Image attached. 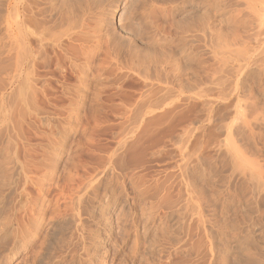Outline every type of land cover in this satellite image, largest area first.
<instances>
[{
	"label": "rangeland",
	"instance_id": "1",
	"mask_svg": "<svg viewBox=\"0 0 264 264\" xmlns=\"http://www.w3.org/2000/svg\"><path fill=\"white\" fill-rule=\"evenodd\" d=\"M130 1L131 0H117L116 1L117 3L115 4L114 3H111L112 5L108 4L109 5V6L107 5L108 8L107 6L105 8H102L103 14L101 15L99 14V12L100 13L102 12V9L99 12L98 10L97 12H95L97 15L94 13L95 18L97 19H100V17L103 16L102 18L104 19V23H106L103 24V26L105 27V29L109 28V30L111 31L108 30V34L109 32H111L110 34H112L113 36L112 37L109 34L110 37L106 38V36H108V34L106 35L107 29L106 30L103 29L102 34H104L105 32V36L103 35L104 37L102 39L104 41L105 38L106 39L110 38L108 40L110 44L107 45L108 42L106 41L107 42L106 43L107 47H106L105 44L102 43L103 41L101 40L102 48H104L105 46L106 47L105 49L108 48L109 50L110 49L109 46L111 45L112 49H110V51L112 50L111 54L114 55L116 54V52L113 51L114 47L117 46L119 42H123L122 44L119 43L122 45V48L121 45H118V47H116L118 49L120 46L119 49H122L121 51L115 48L117 53L118 51L120 52V55H125V53L127 55L129 54L128 51H131V53H133L136 50L137 51L142 50L140 52L142 54L146 50V48L142 45H146V47L149 48V44L150 45L152 44L150 40L154 37V40H156L154 45L157 46L156 43L160 41L161 39L160 37L163 35L162 33H166V32H167V34H165L166 37H163L161 39V42L162 40H164V38L167 41L170 38L172 39L176 35L178 36L177 37L178 40L176 38L175 39L173 38L171 41L173 42L172 44H170V41L166 42L167 44L169 43L168 45L166 43H162V47L169 48L168 46L170 45L171 46L170 48H173V45H175V47L180 46L177 48L174 47L175 49L178 50V48L179 49L181 48L183 39H179V38H182L184 33L181 34L182 36L180 37L179 36L180 34L179 33L176 34L175 32V35L173 36L172 32H174V29L173 28L171 29V27L170 29L169 27L168 29L167 27H165L164 29H167L165 30V32L163 29V31H159L158 33V31L156 32L155 30L156 29L158 30L159 28L158 26L160 24H158L157 26L155 23H159V21L157 22L153 21L156 18H154L152 15V17L154 18L152 19L148 15L150 13L148 12L150 11L149 9L151 8L153 10L154 8L151 2L149 1L152 2L155 1L156 3L154 2L155 3L154 5L160 6L163 5L161 0L160 1L147 0L148 2H146L145 0H141L142 2L140 3L143 4L141 6L139 3V5L136 6V7L139 6L138 8L135 7L134 3L137 4L139 0L138 1L136 0L137 2H135V0H132L134 1V2L131 1L133 3L131 4L132 7L130 4H128L131 3ZM169 1H171L170 6H168L169 5L168 3V4H164L159 8L161 9L162 7H165L161 9L163 12H165L166 14H171V16L173 14L172 18L174 19L171 18L172 20L176 19V21L178 22L180 20L181 21L185 20L188 23H192V25L195 23L194 26L196 25L195 27H197L196 24L197 22H194L195 16L196 14H198L197 15L198 17L201 14V12L203 14L206 8L207 11L206 10L205 11L209 13L206 14L210 16L208 21L212 22V23L208 22V26L210 27V28L207 27L208 30L206 29L208 34L206 31L200 30L198 27L197 29L199 30L193 29L194 31H192L191 29L190 32L188 31L190 33V36H192L191 38L190 36H188L189 38L184 37L187 34H184L183 36L184 39L186 38V40L188 39L190 40L188 42H190L189 45L190 48H192L191 49L192 51L190 50L192 52L191 55L192 57L190 56L192 65H189L190 63H188V69L191 70L192 68H194L192 70L197 71V73L201 71L199 73L200 75L198 74L199 77L197 73L195 74L196 76L194 75L197 78L194 79V76L192 77L190 75V74L193 75L194 73H190L191 71L188 70L189 77L191 76V78L194 80V81L191 80L193 81V83H189L188 85L192 87L190 89L192 91L188 93L189 90L186 89L187 91L184 90V92L181 91L178 93L180 89L175 88L176 87L175 84L177 85L179 83V82L177 83L178 80L177 77H179V79L181 78L182 80L184 78L178 76V74H180L181 76L183 74L182 73L183 71L181 72L182 74L179 72L182 70L180 67L181 70L179 69L178 71L179 73L175 71L176 73H178L176 75L177 77L175 79L174 78L172 79L170 77L173 81L176 80L175 84H173L171 81L172 84L169 85H166L163 82H162L163 84L158 83L156 85L157 88L162 84L165 90L168 89L170 85L172 86L174 85V87L170 88L171 91L173 89V92H170L169 91L170 89H168L166 90V95H165L164 93L161 92L162 90L161 88L162 85H161L160 88L156 90V92L160 91L161 93L158 92L159 93L158 94L155 92L156 94H158L157 96L155 94L154 97L149 96L152 94L151 93L148 94L149 98L148 97L146 98L145 96L140 97L138 92L140 90L146 91L144 90L146 86L142 84L143 83L142 80H140V83L137 82L139 81V78L135 77L134 74L132 75L133 77L129 75L130 77L128 78V75H126L127 74L126 71H123L124 81L122 78L121 79L124 83L122 82V84L121 82H119L121 79L118 81L117 78L114 79L113 76L110 77V75H109L110 78L109 79L107 76L109 73L107 72H106L107 74L105 75L104 74L105 72L103 73V71L101 72L99 70L100 73L102 74L101 75L98 74L99 73L97 69L98 65L96 64L97 63L99 64V61L97 62V60H101L100 59L102 58L101 55L105 53V49H103L104 50L103 52L100 46L101 49L100 52H102V54L99 53L100 58L97 59L96 57L93 58L92 60L95 61L96 63L95 64L94 62H92V64L93 65L95 64L97 67L95 66L96 68L95 69L94 66L92 65L93 66L91 69L92 71L88 70L89 71L88 77L84 78L86 81L84 79L83 81H80L77 78L78 77L77 75H76L77 77H74L75 74L74 75L71 74L73 76L68 75L71 73V71L67 69L68 67H66L68 66V63H66L65 65V62L63 61L64 62L63 64L62 61L60 62L59 60L60 58H58L59 63L55 64L56 60L54 61L52 59L53 56L51 57V55H54L53 54L54 52L53 51H52L53 53L47 52L49 54L51 53L50 55L47 54L51 58L50 59L47 56L48 57V60L46 59V61H48L47 63H49L51 60L53 61H51L49 65L47 64V66L50 67H43L44 65L46 66V61L45 63H42L41 66L38 67L40 69L39 72L41 73L37 72L38 76L39 74L40 75L42 74L41 75L42 78L45 76L47 77L42 79L39 76L42 82L40 80L41 83L39 84V81L37 83L40 86L38 84L37 86L36 84L35 86H33L34 88L37 87L38 89H40V92L45 90L44 95L41 94L42 95L41 96L40 92H38V90L35 89L38 92L37 94H39L40 96L39 95L35 96L37 94L34 93L35 95L33 97H32L33 94L30 95L33 98L32 100L31 97L29 96L30 100L26 98L28 100L25 99L26 103H23L24 97L23 96H21V98L18 97V95H20L18 93L19 90L18 91L16 90V88L18 89V86H15L16 84H14L13 82L14 80L12 81V77L16 76L13 75L14 73L13 70H15L14 69L15 62L13 61H15V59H13V54H14L13 51L14 49L12 50L13 40L11 38L10 30H9V26L12 22L11 20L12 16L10 15L11 14L10 12L12 11H9V9L11 10L13 0L10 1L0 0V11H1L0 12V20H1L0 21L1 23L0 24V63H1L0 90L2 89L0 91L1 92L0 93V113H1L0 114V161L3 162L4 159L10 162L12 160V162L10 163L13 164L8 165L9 167H7L9 168V171L12 172L9 175H5V177L10 176V179L14 178L13 180H17V182L20 181L19 179L24 177L37 181L38 179L44 176L49 179L52 178L54 180V182L52 180V183L54 184L46 185L45 186L46 188L44 187L45 189L49 188L48 189L49 192L48 190L44 191L43 188L42 194L41 191L40 193L37 191L39 190V188L34 185H23L22 184L23 182L22 183L19 182V184L21 185L14 184V186L17 185L15 187V190L18 192L21 191L23 187L25 188V191L28 190L26 192L28 194L25 195L20 200L22 204L26 203V205H30L31 203H33L35 198L37 199V196H39L40 194L44 196V193L47 191L45 193V195L47 196L46 197L44 196L45 199L42 200L46 202V204H49L53 209L55 206L56 207L58 206L57 212L62 213V215L61 213H59L62 216V218L60 215H59L60 217L56 216L57 218L53 216L55 217V219H53V217L51 216L52 217L51 219H53L54 221L60 220L61 223L66 224L65 231L63 232V234H65L63 235L64 239H62L64 241L61 242L63 244L62 246H60V248L58 247L59 250L60 249L61 250L56 251V254L58 253L56 256L58 255L60 256L62 254L61 258H58V260L61 259L62 261L59 260L58 264H264V189H263L264 188V155H263L264 154V147H263L264 123L262 124V122H260L261 123L260 125H258L257 127L255 126L256 127L255 132L257 134V135L255 134V136L257 137L260 134L259 135L260 137L258 136L256 138L254 136L252 137L253 139L251 137H247L249 139L251 138V140L247 139L246 135L248 136L249 134L245 133L246 130L244 129H243L244 131L240 130L242 128L239 127L240 121L239 122L237 121L239 119L237 120L236 118L234 119L235 116L234 112H236L234 111L236 110L234 106L236 101L234 100L235 103H233L234 94L236 92L234 88L237 79L241 78L240 80L243 79V81L246 82L245 78H247L246 83H249V81L250 83H252L251 80L257 82L255 76L258 77V75L261 74V78L263 79V81L262 79L260 81H262L263 84L261 85L262 82L259 84L261 86H264V72H263L264 71V67H263L264 66V54H263L264 26L261 27V25H257L260 20L264 19L263 17L264 0L261 1L260 0H250V1L202 0L203 3L200 0H178V1L176 0L175 1L177 4L176 6L172 4L174 3V1L172 2V0H168V2ZM238 1L241 2V4ZM257 1H259L258 4H255ZM235 2L238 4H236ZM144 3L145 4L147 3L146 5L150 3L147 6L150 8H147L145 5L147 9L146 10L144 8ZM201 5L204 7H201V12H200L199 8ZM239 5H243V6H239ZM125 6L128 8H126ZM215 6L217 9L215 8ZM129 7H130V11L128 10ZM141 7L144 8L143 10L148 12V14L144 12L141 9ZM156 7L154 8L155 11L156 9H159ZM171 7L173 11L172 9H169ZM220 7L223 11L220 9ZM125 8L130 12V13L128 12L129 17L127 16L126 13V17L131 18L132 21H129L128 19V22L124 23L123 18L124 21H126L127 19L124 17L125 12H127ZM132 8L135 9L134 10L135 13H138V10L141 9L145 14L149 16V19L148 16L146 17L144 13L142 14L141 10H139V14L136 15L132 11L133 10ZM166 8H168L167 9L168 12L170 11L169 13L166 12L167 11ZM203 8L204 10H202ZM7 10L9 12H7ZM107 10L110 11L108 12ZM157 12H159V10H157ZM247 12L250 16L247 14ZM106 13L107 15H104ZM131 13L133 15L135 14L134 15L135 17L130 16ZM218 13L221 14L219 15ZM257 15L259 16L261 15V16L259 17ZM171 16L168 15V17ZM214 17L216 20L214 19ZM146 18L149 21L151 20L150 21V24L152 23L151 28L148 27V25L150 24H145L149 22L148 20H145ZM191 18L193 19V21H191ZM171 19L169 18L170 22L172 21ZM142 20H145L146 22ZM143 22L145 23L143 24ZM206 22L207 21H205V23ZM174 23L176 24L175 21ZM181 23L182 22L178 24L184 27L185 25H188V27L191 26V24L182 23L183 24L182 25ZM235 23L237 25H235ZM139 24H141L142 26L146 25L147 28H150L151 29L150 33H152V27L155 25L157 26V27L155 26L156 27L155 30H154L155 27H153L154 33H152L151 35L152 38L151 36L149 37L148 34L147 35L145 34V33H149L147 31L148 29L145 26L142 27ZM7 25L9 26L7 27ZM137 28L143 29L145 31L144 32L140 30L141 31L140 35L142 34V32H144L143 34L146 35L145 37H143L144 35L140 36V38H143L145 41L143 39H139L138 34L140 31L137 34L138 38L135 39L136 34L135 35L133 34L137 33L134 32V31H138ZM190 28H194V27H190ZM190 28L187 29L189 30ZM204 28L206 27L204 26ZM129 29L130 30L132 29L133 31L132 30L131 31L133 33H130L131 31ZM234 29H235V33H234ZM237 30L238 32H236ZM241 30L243 31L241 32ZM168 31L172 33V35L169 34ZM201 31L204 32L205 35L207 34L206 36L207 39L206 37H204L205 39L204 38L201 39L203 37L202 33H200ZM155 32L158 33L159 35L161 34L159 40L157 38L158 34H156ZM231 32L234 34H232ZM243 32L245 33L243 34ZM113 33L114 34L116 33L117 36L113 35ZM225 33H227V36L224 35ZM115 36L118 43L116 42L114 44L111 42L112 41L114 42ZM118 36L122 37V40H118L120 39ZM131 36L132 39L136 41V42L134 41V43H137L135 44V46H133L134 45V43H132L133 40H130L131 42L129 41V39H131ZM133 36L135 37L133 38ZM111 37L113 38V40H111L112 39ZM248 37L250 38L249 40H247ZM222 38L223 41L225 42L222 41ZM254 38L256 41L254 40ZM123 39L125 42L123 41ZM233 39H235V41H233ZM176 40L177 43L178 41L180 43L177 44ZM229 41L231 43H228L227 45V42ZM233 42L235 45L233 44ZM125 43H128L129 47L132 46V48L130 50H127L129 49V47L126 48V45L123 46V44ZM220 43L223 45H221ZM240 43H242V45H240ZM112 44H114V46H112ZM204 44H205V48H204ZM231 44H233V46ZM140 45L142 48L144 47L145 50L142 49ZM136 46L137 48L139 47V50L134 49L136 48ZM201 46H203V48ZM227 46L229 50H227ZM157 47L161 49L160 45H158ZM231 47L233 48L231 49ZM174 48L173 50H175ZM220 48H222V53ZM123 49H125L126 52L125 50L123 51ZM237 50L238 51L240 50L239 53L241 52L243 53V50L245 51L246 54L244 53L243 54L244 56L248 57L247 63H245V61L243 62L240 61L239 63L234 61L236 59L235 56L238 54V52H235ZM233 51L235 52L234 54ZM260 51L263 52L262 53L263 55L261 54ZM227 54L230 55L231 57L229 58ZM222 56H224V58ZM225 56H227V58ZM232 56L235 57L234 60L232 59L233 61L231 60V58H233ZM244 56L243 57L238 56V57H240L239 59H241V57L244 58ZM201 58H203L204 61ZM222 58L223 59L226 58L227 59V60L225 59L226 62L227 61L229 62V64L227 62L226 65H224L228 68L221 65L223 62L221 60ZM199 60H202L205 63V69L202 68L204 74L201 69H198V67L200 68L199 65H201L199 63ZM122 61L123 59H121L120 61L121 65L125 63L123 62L122 64L121 63ZM4 63L6 66L3 65ZM217 63H219L218 65L220 66L216 65ZM61 64H63L64 67H66L65 69L70 72V73H67L68 71L65 72V75L68 78H66V76L63 75L64 72L62 71H65V69H63L64 67L62 68ZM55 65L61 69V72L60 69H58L59 71L57 70ZM124 65L123 68H125ZM190 66H192V68ZM239 66L240 67L242 66V69ZM4 67L5 69H7L6 71ZM202 67H204L203 63H202ZM38 68L37 70H39ZM218 68L219 70L221 69L222 72L221 71L219 72ZM94 69L95 72L96 70L98 71V73L96 72V75L98 76L94 75L95 74V72H93ZM225 69H226V73L224 72ZM239 69H241L242 71L240 70L238 73L237 70ZM258 70L261 73L258 72L257 75ZM92 72H93V77L94 78L96 77V79H93V77H91ZM60 73H62L63 76L61 78H60L61 76ZM205 73L206 74L209 73L207 74V77L205 76ZM253 74L255 76H253ZM103 75H105V77L109 79V80L107 79L108 81H110L111 79L117 80L118 84H116L117 82L112 80L111 81L112 84L108 82L106 83V85L108 84V86L105 87V83H104V85L101 84L103 85L101 86L103 87V89L101 87L98 88V86H100V82L102 83L104 82V80H102ZM125 75L127 78L125 77ZM70 76L72 77V79L68 80L69 78H71ZM238 76L240 78H238ZM251 76L253 79L251 78ZM64 77L67 81H65ZM73 77L75 79H73ZM201 77L203 78L202 80ZM211 77L214 79L211 80L212 79ZM170 78L168 79V81H170ZM96 80L97 82L99 81L98 82L99 84L93 83L96 82ZM81 82L83 83L81 84ZM87 83H89L90 85L92 84L91 87L90 85L88 86ZM109 83L111 84L110 86H112V88H110ZM113 83H115L114 84L115 86H113ZM77 84H80L79 85L80 88L78 86L79 92L83 91L81 92V94L78 92V89L76 88ZM104 87L107 89V91L109 90V92H107L106 90L105 92ZM178 87H180L179 84ZM41 88H43L44 90ZM70 88L75 90V91L73 90V92H75V95H73L74 93ZM97 88L104 91V93H102L101 90H99L100 94L96 95L99 92L97 91L98 90ZM120 88L125 91L122 90L123 91L122 92ZM136 88H138L137 89L138 91L136 90ZM89 89L92 92V94H90L91 92L89 91ZM94 89H97L95 95H93ZM262 89H264V87H262ZM46 90L47 93L49 92L48 94L51 93L49 96H47L48 94L46 93ZM87 90L90 93H88ZM30 91H32V89ZM65 91L66 92L68 91L69 94L66 93ZM63 93L65 94V96H63L64 95ZM115 93H117L118 95ZM15 97H17L19 101L15 100L16 99ZM111 97L114 100H111ZM144 98H146L148 102ZM140 99H142L143 101ZM27 101H30V103L29 102L27 103ZM152 102H154V104ZM136 103L138 104L140 110L137 109L138 106ZM153 105L154 107H152ZM115 108L118 110H116ZM21 109H25V110L22 111ZM169 110H171V112ZM23 112H25V114L27 113V115L25 116ZM22 120L26 123H24ZM124 121H126V123ZM16 122L18 123L15 125ZM230 123H232V126L230 125ZM11 124L14 129H11ZM15 126L17 127V129H15ZM225 126H229V127L231 126V128L232 127L236 128L237 126V128L238 127L240 128V129L232 128L235 129L232 130L234 137L236 136L235 139H237L238 136V139L242 137L241 139L243 140L244 139L243 136L245 134L246 140L245 139L244 141H242L241 139L239 140L240 142L242 141L241 143H243L242 144L243 146L245 144L246 146L242 148L240 143L241 147L239 148L240 149L241 148L244 149L246 147L248 148L249 151L246 149L248 153L244 149L246 153L249 154L248 155L249 158L251 157V159L248 158L247 160L248 162L246 160H244L245 162L243 160L242 161L234 160V159L231 160V158L233 157L227 156L229 155L226 154L228 153L226 151V148L228 146L227 142L229 141L227 140L229 138L228 139L226 138L227 142L225 143L224 141L225 133L227 131L226 128L224 129ZM26 132H28V134ZM230 135H232L231 131H230ZM233 135H232V139H234ZM23 136H26L25 140ZM238 139L235 140V143L237 144L234 145V148H236V146L239 145ZM231 142L232 141L229 142L230 145ZM225 144L227 145L225 146ZM230 145L228 147L231 150L229 149L228 150L233 151L234 149L232 150L233 147L231 146L232 147L231 148ZM249 152L253 153L252 156H254L255 158L254 157L252 158ZM12 156L15 158V160ZM224 159L227 161H225ZM23 165H25L24 168ZM24 169L26 170V172H24L25 171ZM9 171L7 170V172ZM84 177L85 179L93 178L92 186L93 185L97 186L98 193H95V195L93 196H87L85 194L82 195L79 202V206L81 208L79 211L80 215L77 219H75L74 215H72V212L69 210L70 208H68L69 207L68 204H70L69 203L70 199L73 198L72 196L73 191L79 188V186L83 187L79 185V183L81 184V181L84 180ZM254 177L256 179H254ZM70 178H72L73 180L75 179L77 181H79L80 179V181L79 182L75 181L73 183L72 182L70 183L68 180ZM250 179L252 181H250ZM13 180L11 179L10 181L12 182ZM70 181L72 180L70 179ZM100 181L102 182V185H97V183ZM210 185L212 188L210 187ZM10 186H9L10 188L6 186L3 187V189L8 190L7 188H9L10 190L14 188L13 185ZM6 190L3 191L5 192V194L6 192L8 193L9 191ZM66 202L68 204H66ZM56 203L59 204L57 205ZM65 206L66 208H64ZM59 207L60 209H58ZM34 216H32L33 219L38 218L36 216L34 218ZM49 218H50L49 215H47L46 221L48 220L51 221V219ZM75 221L78 222L77 223L78 227L76 230L74 229L73 226ZM23 222L26 223L25 220H23ZM14 228H17L16 225H14ZM12 242L10 241V243L8 242L9 244H5V245L1 244L2 245L1 247L3 249L0 247V252H1L0 264H27L28 258H30L31 256V254L29 253H31L32 250L29 247L22 249L19 246L22 244L21 242H18L19 244L17 243L16 245H14L15 243ZM10 248L14 250L12 253L10 252L11 250Z\"/></svg>",
	"mask_w": 264,
	"mask_h": 264
},
{
	"label": "bare ground",
	"instance_id": "2",
	"mask_svg": "<svg viewBox=\"0 0 264 264\" xmlns=\"http://www.w3.org/2000/svg\"><path fill=\"white\" fill-rule=\"evenodd\" d=\"M10 1V0H9ZM117 0H13V3H12V6H11V10L9 9V11H12V12H10L11 14V16H12V18H11V16H10V18H11V20H12V22H11V24H10V26L9 25H7V27L9 26V30H10V35H11V38H12V40H13V47H12V50L14 51V54H15V56H14V54H13V59H15V61H13V62H15L14 64H15V70H13V72L15 73H13V75L15 76V77H12V81L14 82V84H16L15 86H18V89L16 88V90L18 91V93L20 94V95H18V97L19 98H21V96H23L24 97V99H23V103H26L25 102V99L26 98H28L29 99V96L30 95H32V97L35 95L34 93H38V92H40V89H38L37 87H33V86H35V84H36V86H37V82L39 81V84L42 82V80H41V75L39 74V76L41 77H39L38 76V73L37 72H39L40 71V69L38 68V67H40L41 66V64L42 63H45V61H46V59L48 60V57L50 58V54L51 53H53L54 55H51V57H52V59L55 61L56 60V62H55V64L56 63H59V61H58V58H60L59 60H60V62L62 61V63L64 64V62H65V65H66V63H68V66H66V67H68L67 69L68 70H70L71 71V73L68 71V70H66L65 68L66 67H64V65L63 64H61V66H62V68L63 69H65V71H62V72H64L63 73V75H65V72H67V73H70V74H68V75H71V74H75L74 75V77H77L80 81H83V79L84 78H87L88 77V73H89V71L88 70H91L92 69V67L94 66V68H95V66L96 65H98V71L100 70L101 72L103 71V73L106 75L107 73H109L107 76H108V78H109V75H110V77L111 76H113V78L114 79H116L117 78V80L119 81L121 78L123 79V71H126V75H128V78L130 77L129 75H135V77H138L139 78V81H137V82H139L140 83V80H142L143 81V85H145L146 86V88H145V86H144V90H146V91H142V90H140L139 92H138V94H139V96L140 97H143V96H145L146 98L148 97V94H151V95H149V96H151V97H154V94L157 96L159 93H164L165 95H166V90H168V89H170L171 87H174V85L172 86V85H170L169 86V88L168 89H166L165 90V88H164V86L162 85L163 83L164 84H166V85H169V84H175V81H173L172 79L174 78H176L177 76V74L180 72H182L181 74H182V76L180 75V74H178V76H180V77H184L183 78V80L181 79H179V77H177L178 78V80H177V83L180 85V87H178V84L176 85L175 84V88H178V89H180V91H178V93L179 92H181V91H183L184 92V90H189L188 91V93L190 92V91H192V90H190L192 87H190V86H188L189 85V83H193V79L191 78V76L193 77L196 73H197V71H194V70H192V69H194V68H192V66H190L192 69L190 70V69H188V63H190L189 65H192V62H191V60H190V56L192 55V48H190V42H188V41H190L189 39L188 40H186V38H189L188 36H190V30L192 29V31H194L195 29H197L198 27H199V29L200 30H203V31H206L207 32V27L208 28H210L209 26H208V22H210V21H208L209 20V18H210V16L209 15H207L206 13H208V12H206L207 10H206V8H205V10H204V8L202 9V10H204V13L202 14V12H201V7H204V6H202V5H205V4H202L203 2H202V0H200L202 3H199V4H202L201 6H200V12H201V14L197 17V15L198 14H196V16H195V20H194V22H197L196 24H197V27H195L194 26V24L192 25V23H188L187 21H185V20H180L179 22L178 21H176V19L175 20H172V19H174V18H172V16H173V14H172V16H171V14H166L165 12H163L161 9L162 8H165V7H162L161 9L159 8V7H161V6H163L164 4H168L169 3V5L168 6H170V2L171 1H169L168 2V0H161V2L163 3V5H160V6H158V5H154L155 3L154 2H152V1H149V2H151V4H152V6L155 8L156 6H158V7H156V8H159V9H156V11L154 10V8H153V10L150 8V7H147L150 3H148V5H146L145 3H144V8L146 9V7L147 8H150L149 10L150 11H148V12H150L149 14H148V12H146V11H144L143 9L144 8H142L141 7V9L144 11V12H146L152 19H154V18H156V19H154L153 21H155V22H157V21H159V23H155L157 26H158V24H160L158 27V30L156 29V25L155 24H153V25H155V26H153V27H155L154 28V30L157 32L158 31V33H159V31H163V29L165 28V27H167V29H168V27H169V29H170V27H171V29L173 28L174 29V32H172L173 33V36L175 35V32H176V34L177 33H179L180 35V37L182 36L181 34H187L186 36H184V34H183V36L184 37H186L185 39H184V37L182 36V38H179V39H183V43L181 44V48L179 49L178 48V50L177 49H175V48H177V47H180V46H177V44L178 43H180L179 41H178V43H177V35L176 36H174L173 38L175 39H177L176 40V46L177 47H175V45H173V48L175 49V50H173V48H170L171 46L169 45L168 47L169 48H163L162 47V43H166V42H169L170 41V44H172L173 42H171L172 41V39L170 38L169 40H165V38H164V40H162V42H161V39L163 38V37H166V35L165 34H167V32L166 33H162L163 35H165V36H161L160 37V35L158 34V33H156V34H158V36H157V38H158V40H159V37L161 38L160 39V41L159 42H161V43H156V45L158 46V45H160L161 46V49H159L157 46H155L154 44H155V42H156V40H154V37L152 38V33H154V31H153V27H152V33H150V28H151V25H152V23L150 24V21L148 20L149 19V16L147 15V14H145L141 9H139V10H141L142 11V14L144 13L145 15H146V17L148 16V19L146 18L145 20H148L147 22L148 23H145L146 21L145 20H142V21H145V22H143V24L145 23V24H150V25H148V27H150V28H147L146 27V25H143V26H145L148 30V32L149 33H145L146 35L148 34L149 35V37L151 36V38L153 39V41H152V39L150 40L151 41V45L149 44V48H147L146 47V45H142V46H144L145 48H146V50H145V48L143 47H141V45H140V47L142 48V49H144L145 50V52L144 53H140L141 51H137L136 49H138L139 50V47L137 48V46H136V48H134L136 51H134L133 53H131V51H128V53L129 54H127L126 55V53H125V55H120V52L118 51V53H117V51L115 50V48L116 47H118V45H121L123 42H119V43H121V44H119L118 43V41H117V39H116V33L114 34L113 33V35H116L115 36V40H114V42L112 41H110L111 43H118L117 44V46H115L114 47V49H113V51H115L116 52V54H114V55H112L111 53V51H110V49H112L111 48V45L109 46L110 47V49L108 50V48L107 49H105L107 46H106V43H107V45L108 44H110L109 43V39H106L107 37H110V35L112 36V34H110L111 32H109V34H108V30H109V28L107 29V33H106V35L108 34V36H106V40L104 39V41H103V37L105 36V32H104V34H102L103 33V29H105V27L103 26V24H106V23H104V19L102 18L103 16H101L100 17V19H97V18H95V16H94V13L95 12H97V10H98V12L99 11H101V9L102 8H105L108 4L109 5H112L111 3H117L116 2ZM132 1V0H131ZM130 1V2H131ZM138 1V0H137ZM136 0H135V2H137ZM146 2H148L147 0H145ZM144 1V2H145ZM157 1H160V0H157ZM164 1V2H163ZM174 1V3H172V4H174L175 6L177 5L176 4V0H172V2ZM178 1V0H177ZM205 1V0H204ZM208 1H210V0H208ZM241 1H244V0H241ZM248 1H250V0H248ZM261 1V0H260ZM12 2V1H11ZM10 2V3H11ZM127 2H129V1H127ZM132 2H134V1H132ZM128 3V4H133V3ZM140 2H142L141 0H139V2L137 3V4H135L134 3V5H135V7L137 6V5H139V3ZM165 2H167V3H165ZM239 2V1H238ZM253 2V1H252ZM252 2H250V3H252ZM258 2L259 1H257L255 4H258ZM264 2V1H263ZM214 3H215V1H214ZM236 3V2H235ZM240 4H241V2H239ZM5 4V3H4ZM3 4V5H4ZM127 4V5H128ZM142 4L143 3H140V5L142 6ZM158 4V3H157ZM171 4V5H172ZM217 4V3H216ZM236 4H238V3H236ZM248 4V3H247ZM7 5V4H6ZM108 5V6H109ZM126 5V6H127ZM133 5V6H134ZM145 5H146V7H145ZM207 5V4H206ZM211 5V4H210ZM221 5H223V4H221ZM108 6H107V8H108ZM115 6V5H114ZM125 6V7H126ZM174 6V7H175ZM225 6V5H224ZM231 6V5H230ZM239 6H243V5H239ZM238 6V7H239ZM248 6V5H247ZM257 6V5H256ZM6 7V6H5ZM113 7V6H112ZM131 7H132V5H131ZM139 7V6H138ZM138 7H136V8H138ZM223 7V6H222ZM227 7H228V5H227ZM233 7V6H232ZM263 7H264V5H263ZM106 8V9H107ZM111 8V7H110ZM126 8H128V7H126ZM125 8V9H126ZM209 8V7H208ZM207 8V9H208ZM215 8H216V6H215ZM225 8V7H224ZM244 8H246V7H244ZM133 9V8H132ZM168 8H166V10H167ZM169 9H172V7L171 8H169ZM211 9V8H210ZM217 9V8H216ZM220 9H221V7H220ZM236 9H237V7H236ZM247 9H248V7H247ZM252 9V8H251ZM250 9V10H251ZM127 10V9H126ZM129 11H130V7H129V9H128ZM127 10V12H125V18H127L126 17V13H127V16L129 15L128 14V11ZM135 9H133L132 11L135 13V11H134ZM139 10H138V13H135L136 15L137 14H139ZM147 10V9H146ZM152 10V11H151ZM157 10H159V12H157ZM161 10V11H160ZM165 10V9H164ZM222 10V9H221ZM230 10V9H229ZM250 10H248V11H250ZM253 10H255V9H253ZM8 10H7V12H9ZM108 11V10H107ZM106 11V12H107ZM110 11V10H109ZM108 11V12H109ZM136 11H137V9H136ZM140 11V12H141ZM172 11H173V9H172ZM223 11V10H222ZM242 11V10H241ZM245 11V10H244ZM1 12V11H0ZM107 12V13H108ZM112 12V11H111ZM132 12V13H133ZM166 12H168V10L166 11ZM170 12V11H169ZM168 12V13H169ZM176 12V11H175ZM192 12V11H191ZM226 12H227V10H226ZM229 12V11H228ZM235 12V11H234ZM107 13L106 14H104V15H107ZM130 13V12H129ZM131 13V15L130 16H133V17H135L133 14ZM223 13H225V12H223ZM236 13H237V11H236ZM239 13V12H238ZM261 13V12H260ZM8 14V13H7ZM96 14V13H95ZM99 14L101 15V14H103V9H102V12L100 13L99 12ZM98 14V15H99ZM141 14V15H142ZM206 15V17H205V15ZM209 14V13H208ZM210 14H212V13H210ZM219 14V13H218ZM221 14V13H220ZM219 14V15H220ZM240 14V13H239ZM244 14V13H243ZM247 14H248V12H247ZM251 14V13H250ZM258 14H259V12H258ZM262 14V13H261ZM97 15V14H96ZM109 15H110V13H109ZM144 15V16H145ZM152 15H153V17H152ZM168 15H170L171 17H168ZM175 15V14H174ZM187 15V14H186ZM231 15V14H230ZM230 15H229V17H230ZM236 15V14H235ZM249 15V14H248ZM255 15V14H254ZM3 16H4V13H3ZM113 16V15H112ZM140 16V15H139ZM209 16V17H208ZM217 16V15H216ZM225 16V15H224ZM238 16V15H237ZM236 16V17H237ZM240 16V15H239ZM250 16V15H249ZM257 16H259V15H257ZM261 16V15H260ZM259 16V17H260ZM96 17H99V16H96ZM129 17V16H128ZM264 17V16H263ZM263 17H262V19H263ZM3 18V17H2ZM102 18V19H101ZM108 18H110V17H108ZM107 18V19H108ZM145 18V17H144ZM143 18V19H144ZM169 18L172 20L171 22H170V20H169ZM180 18V17H179ZM185 18V17H184ZM194 18V17H193ZM197 18V19H196ZM252 18V17H251ZM253 18H255V17H253ZM258 18V17H257ZM105 19H106V17H105ZM128 19H129V21H132L131 20V18H127L126 19V21H124V18H123V22L125 23V22H128ZM133 19V18H132ZM138 19V18H137ZM190 19V18H189ZM206 19V20H205ZM214 19H215V17H214ZM219 19V18H218ZM221 19V18H220ZM248 19V18H247ZM121 20V19H120ZM135 20H136V18H135ZM211 20V19H210ZM216 20V19H215ZM222 20V19H221ZM229 20V19H228ZM233 20V19H232ZM241 20V19H240ZM239 20V21H240ZM250 20V19H249ZM1 21V20H0ZM134 21V20H133ZM139 21V20H138ZM174 21L176 22V24L174 23ZM183 21H185V22H183ZM190 21V20H189ZM191 21H193V19L191 18ZM205 21H207L206 23H205ZM253 21V20H252ZM258 21H259V19H258ZM5 22V21H4ZM106 22V21H105ZM180 23V22H182V23H187V24H191V26H189L188 27V25H185V27H187V28H190V27H194V28H190L189 30L187 29V28H185L184 26H181L180 24H178V23ZM217 22V21H216ZM242 22V21H241ZM243 22H245V21H243ZM260 22V23H259ZM258 22V24L257 25H261V27H263L264 26V19L263 20H260ZM139 23V22H138ZM141 23V22H140ZM181 23V24H182ZM210 23H212V22H210ZM219 23V22H218ZM222 23H223V21H222ZM222 23H221V25H222ZM233 23V22H232ZM240 23V22H239ZM253 23V22H252ZM1 24V23H0ZM162 24V25H161ZM234 24V23H233ZM242 24V23H241ZM248 24V23H247ZM3 25V24H2ZM123 25V24H122ZM129 25V24H128ZM128 25H127V27H128ZM132 25V24H131ZM139 25H141V24H139ZM183 25V24H182ZM207 25V26H206ZM215 25V24H214ZM235 25H237L236 23H235ZM245 25H246V23H245ZM250 25V24H249ZM249 25H248V27H249ZM255 25H256V22H255ZM142 26V25H141ZM142 26V27H143ZM204 26L206 27V28H204ZM251 26V25H250ZM126 27V28H127ZM140 27V26H139ZM144 27V28H145ZM241 27V26H240ZM257 27V26H256ZM260 27V26H259ZM213 28H214V26H213ZM216 28V27H215ZM232 28H233V26H232ZM245 28V27H244ZM243 28V29H244ZM255 28V27H254ZM253 28V29H254ZM105 29V30H106ZM133 29V28H132ZM131 29V30H132ZM167 29H164V32H165V30H167ZM194 29V30H193ZM199 29H197V30H199ZM207 29V30H206ZM218 29H219V27H218ZM220 29H221V27H220ZM231 29V28H230ZM235 29H236V27H235ZM235 29H234V33H235ZM248 29V28H247ZM252 29V28H251ZM258 29V28H257ZM263 29V28H262ZM8 30V29H7ZM130 30V29H129ZM130 30V31H131ZM135 30V29H134ZM137 30L138 31H134V32H137V33H134L133 35H135V36H133V38L135 37V39L136 38H138L139 37V39H143V38H140V36H143L144 34V30L143 29H140V28H137ZM140 30H142V31H144V32H142V34L140 35V33H141V31ZM146 30V29H145ZM217 30V29H216ZM215 30V31H216ZM223 30V29H222ZM259 30V29H258ZM109 31H111V30H109ZM114 31V30H113ZM122 31V30H121ZM129 31V32H130ZM133 31V30H132ZM130 32V33H133V32ZM140 31V32H139ZM146 31V32H147ZM170 31V30H169ZM168 31V32H169ZM173 31V30H172ZM189 31V32H188ZM243 30H241V32H242ZM245 31V30H244ZM257 31V30H256ZM5 32V31H4ZM138 32H139V34H138ZM189 33V35H188V33ZM221 32V31H220ZM236 32H238V30L236 31ZM241 32H240V35H241ZM248 32V31H247ZM253 32V31H252ZM262 32V31H261ZM264 32V31H263ZM3 33V32H2ZM172 33H170L169 32V34H171L172 35ZM193 33V32H192ZM200 33H202V35H203V37L201 38V39H203L204 37H206L207 36V34H208V32H207V34L205 35V33L204 32H200ZM199 33V34H200ZM210 33V32H209ZM232 33V32H231ZM234 33H232V34H234ZM245 32H243V34H244ZM250 33V32H249ZM260 33V32H259ZM122 34V33H121ZM128 34V33H127ZM137 34L139 35L138 37H137ZM218 34H219V32H218ZM253 34V33H252ZM7 35V34H6ZM104 35V36H103ZM130 35H132V34H130ZM146 35H144L143 37H145ZM211 35V34H210ZM215 35V34H214ZM223 35V34H222ZM224 35H226L227 36V33H225ZM229 35H230V33H229ZM248 35V34H247ZM247 35H245V36H247ZM256 35V34H255ZM259 35V34H258ZM262 35V34H261ZM120 36V35H119ZM118 36V37H119ZM170 36V35H169ZM201 36V35H200ZM235 36V35H234ZM113 37V36H112ZM111 37V38H112ZM117 37V38H118ZM156 37V36H155ZM167 37H168V35H167ZM192 36H190V38H191ZM211 37V36H210ZM218 37V36H217ZM222 37V36H221ZM225 37V36H224ZM231 37V36H230ZM237 37H240V36H237ZM120 39H118V40H122V37H119ZM124 38V37H123ZM126 38V37H125ZM147 38V37H146ZM156 38V39H157ZM199 38V39H200ZM227 38V37H226ZM244 38V37H243ZM260 38V37H259ZM263 38V37H262ZM127 39V38H126ZM150 39V38H149ZM205 39V38H204ZM206 39H207V37H206ZM214 39H215V37H214ZM213 39V40H214ZM220 39V38H219ZM237 39V38H236ZM239 39V38H238ZM250 38L248 37V39L247 40H249ZM11 40V41H12ZM101 40L103 41L102 43L103 44H105V46H104V48H102V44H101ZM111 40H113V38L111 39ZM130 40H133L132 39V36H131V39H129V41ZM144 40V39H143ZM157 40V41H158ZM221 40V39H220ZM229 40V39H228ZM243 40V39H242ZM253 40V39H252ZM254 40H255V38H254ZM263 40V39H262ZM10 41V42H11ZM107 41V42H106ZM123 41H124V39H123ZM134 41L135 40H133V42L132 43H134ZM137 41H139V40H137ZM145 41V40H144ZM143 41V42H144ZM146 41H147V39H146ZM149 41V40H148ZM165 41V42H164ZM181 41V40H180ZM193 41V40H192ZM195 41V40H194ZM199 41V40H198ZM203 41V40H202ZM202 41H201V43H202ZM205 41V40H204ZM210 41H211V39H210ZM216 41V40H215ZM215 41H214V43H215ZM219 41V40H218ZM222 41H223V38H222ZM233 41H235V39H233ZM256 41V40H255ZM257 41H258V38H257ZM125 42V41H124ZM131 42V41H130ZM136 42V41H135ZM174 42H175V40H174ZM206 42V41H205ZM223 42H225V41H223ZM243 42V41H242ZM250 42V41H249ZM249 42H247V43H249ZM12 43V42H11ZM209 43V42H208ZM219 43V42H218ZM228 43H231L230 41L229 42H227V45H228ZM245 43V42H244ZM255 43H257V42H255ZM259 43V42H258ZM114 44H112V46H114ZM127 44L128 43H125V44H123V46L124 45H126V48L127 47H129V44H128V46H127ZM135 44H137V43H134V45L133 46H135ZM146 44H147V42H146ZM167 44V43H166ZM169 44V43H168ZM167 44V45H168ZM192 44V43H191ZM221 44V43H220ZM233 44H234V42H233ZM233 44H231L232 46H233ZM154 45V46H153ZM164 45V44H163ZM180 45V44H179ZM208 45V44H207ZM216 45V44H215ZM221 45H223V44H221ZM225 45V44H224ZM235 45V44H234ZM240 45H242V43H240ZM248 45V44H247ZM7 46V45H6ZM100 46H101V49L103 50V49H105V55L103 56V55H101L102 56V58H100V54H102V52H100ZM150 46H153V47H150ZM199 46V45H198ZM209 46V45H208ZM246 46V45H245ZM244 46V47H245ZM257 46V45H256ZM262 46V45H261ZM192 47V46H191ZM202 48H203V46H201ZM219 47H222V46H219ZM119 48H120V46H119ZM118 48V49H119ZM121 48H122V45H121ZM125 48V47H124ZM125 48V49H126ZM132 48V46L131 47H129V49H127V50H130ZM140 48V49H141ZM202 48H201V50H202ZM204 48H205V44H204ZM215 48V47H214ZM225 48V47H224ZM223 48V49H224ZM233 47H231V49H232ZM235 48V47H234ZM238 48V47H237ZM246 48V47H245ZM250 48V47H249ZM264 48V47H263ZM117 49V48H116ZM117 49V50H118ZM125 49H123V51L125 50ZM197 49V48H196ZM207 49V48H206ZM216 49H218V48H216ZM251 49V48H250ZM254 49V48H253ZM48 50H51V51H48ZM120 51L122 50V49H119ZM191 50V51H190ZM204 50V49H203ZM220 50H221V53H222V48H220ZM227 50H229L228 49V46H227ZM245 50V49H244ZM243 50V53L244 54H246L245 53V51ZM252 50V49H251ZM256 50V49H255ZM12 51V52H13ZM53 51V52H52ZM110 51V52H109ZM197 51V50H196ZM200 51V50H199ZM198 51V52H199ZM205 51V50H204ZM209 51V50H208ZM240 51V50H239ZM239 51L237 50V51H235V52H238V54L235 56L236 57V59H235V57L234 56H232L233 58H231V60L233 59H235L234 61L235 62H240V61H245V63H247L248 62V57L247 56H244V54L241 52V53H239ZM242 51V50H241ZM248 51V50H247ZM254 51V50H253ZM252 51V52H253ZM262 51V50H261ZM260 51V52H261ZM47 52H51L50 54L49 53H47ZM103 52H104V50H103ZM125 52H126V50H125ZM190 52H191V54H190ZM228 52V51H227ZM229 52H231V51H229ZM234 51H233V54L235 53ZM263 52H264V50H263ZM263 52H261V54L263 53ZM10 53V52H9ZM100 53V54H99ZM122 53V52H121ZM193 53H195V52H193ZM204 53V52H203ZM202 53V54H203ZM217 53V52H216ZM8 54V53H7ZM47 54H49V55H47ZM124 54V53H123ZM206 54V53H205ZM226 54V53H225ZM224 54V55H225ZM232 54V53H231ZM241 54V55H240ZM260 54V53H259ZM264 54V53H263ZM262 54V55H263ZM98 55H99V57H98ZM199 55V54H198ZM228 55V54H227ZM251 55H252V53H251ZM258 55V54H257ZM261 55V56H262ZM12 56V55H11ZM48 56V57H47ZM201 56V55H200ZM208 56V55H207ZM218 56V55H217ZM221 56V55H220ZM229 56V58L231 57L230 55H228ZM238 56H244V58H242L241 57V59H239L240 57H238ZM15 57V58H14ZM56 57H57V59H56ZM97 57V59L98 58H100L101 60H97V59H95V60H97V62L99 61V64L97 63H95V61H92L93 60V58H96ZM192 57V56H191ZM197 57V56H196ZM223 58H224V56H222ZM226 58H227V56H225ZM246 57V58H245ZM9 58V57H8ZM55 58V59H54ZM215 58V57H214ZM221 59L222 61V64L221 65H226V63L228 62H226V60L225 59ZM258 58V57H257ZM261 58V57H260ZM51 59V58H50ZM49 59V60H50ZM121 59H123V61L121 62L122 64H123V62H125L124 64H126V65H124V67L125 68H123V65H121L120 64V61H121ZM201 59H203V58H201ZM216 59V58H215ZM4 60V59H3ZM53 60H51V61H53ZM120 60V61H119ZM220 60V59H219ZM232 60V61H233ZM250 60V59H249ZM9 61V60H8ZM50 61V62H51ZM58 61V62H57ZM64 61V62H63ZM101 61V62H100ZM201 61V62H200ZM203 61H204V59H203ZM202 60H199V63L201 64V65H199L200 66V68L198 67V69H201L202 70V72H203V69H205V63L203 62ZM230 61V60H229ZM254 61V60H253ZM256 61V60H255ZM48 61H46V66L44 65H42L43 67H50V66H47V64L49 65L50 64V62L49 63H47ZM92 62H94L95 64L93 65L92 64ZM257 62V61H256ZM194 63V62H193ZM196 63H198V62H196ZM202 63H203V66L204 67H202ZM233 63V62H232ZM251 63V62H250ZM254 63V62H253ZM252 63V64H253ZM1 64V63H0ZM219 63H217L216 65H218ZM228 64H229V62H228ZM249 64V63H248ZM256 64V63H255ZM3 65H5V63L3 64ZM53 65V64H52ZM93 65V66H92ZM194 65V64H193ZM198 65V64H197ZM238 65V64H237ZM262 65V64H261ZM6 66V65H5ZM60 66V65H59ZM218 66H220V65H218ZM243 66V65H242ZM242 66L240 67L241 69H242ZM251 66V65H250ZM259 66H260V64H259ZM55 67L57 68V70L58 69H60V68H58V66H56L55 65ZM97 67V66H96ZM180 67H181V69H180ZM189 67V68H190ZM216 67V66H215ZM224 67H226V66H224ZM238 67V68H239ZM252 67V66H251ZM262 67V66H261ZM264 67V66H263ZM37 68L39 69V70H37ZM42 68V67H41ZM203 68V69H202ZM226 68H228V67H226ZM4 69H5V67H4ZM4 69H3V71H4ZM44 69V68H43ZM96 69V68H95ZM95 69H94V71L93 72H95ZM179 69L181 70V71H179ZM208 69V68H207ZM206 69V70H207ZM215 69V68H214ZM223 69V68H222ZM241 69H239V70H237L238 71V73H239V71L241 70ZM7 69H5V71H6ZM42 70V69H41ZM188 70H190L191 72L190 73H194L193 75L192 74H190L191 76L189 77V71ZM218 70H219V68H218ZM217 70V71H218ZM230 70V69H229ZM228 70V71H229ZM2 71V72H3ZM59 71V70H58ZM92 71V70H91ZM98 71L96 70V72L98 73ZM100 71H99V73L98 74H102V73H100ZM178 72V73H176V72ZM192 71H194V72H192ZM209 71H210V69H209ZM221 71V69L219 70V72ZM228 71H227V73H228ZM233 71H235V70H233ZM242 71V70H241ZM247 71V70H246ZM43 72H44V70H43ZM60 72H61V69H60ZM79 72V73H78ZM93 72H92V76L91 77H93ZM96 72H95V74L94 75H96ZM107 72V73H106ZM115 72H117V73H115ZM129 72H130V74H129ZM201 72V71H200ZM200 72H198L197 73V75L200 73ZM222 72V71H221ZM224 72L226 73V69L224 70ZM223 72V73H224ZM256 72V71H255ZM258 72H259V70L257 71V75H258ZM264 72V71H263ZM4 73V72H3ZM39 73H41V72H39ZM66 73V74H67ZM175 73V74H174ZM215 73V72H214ZM218 73V72H217ZM224 73V74H225ZM231 73V72H230ZM259 73H261V72H259ZM61 74V76H60V78L61 77H63L62 76V73H60ZM203 74H204V72H203ZM202 74V75H203ZM207 74H209V73H207ZM207 74L205 73V76L207 77ZM243 74V73H242ZM249 74V73H248ZM247 74V75H248ZM255 74V73H254ZM253 74V76H255ZM263 74V73H262ZM10 75V74H9ZM73 75H71V76H73ZM77 75V76H76ZM80 75V76H79ZM105 75H103L102 76V80H104V82L102 83V82H100V86H98V88L99 87H101V86H103L104 85V83H105V87L106 86H108V84L106 85V83H108V82H110L111 84H112V80H114V79H111L110 81H108L109 79L108 78H106L105 77ZM126 75H125V77H126ZM200 75V74H199ZM199 75H198V77H199ZM220 75V74H219ZM231 75V74H230ZM1 76V75H0ZM12 76V75H11ZM44 76V75H43ZM66 76V75H65ZM70 76V77H71ZM86 76V77H85ZM96 76H98V75H96ZM196 76V75H195ZM194 76V79H197L196 77ZM204 76V77H205ZM243 76H245V75H243ZM260 76V77H259ZM47 76H45V77H43V78H46ZM73 77V79H75ZM100 77V76H99ZM133 77V76H132ZM172 79H171V78ZM214 77V76H213ZM221 77H222V75H221ZM224 77V76H223ZM228 77V76H227ZM7 78V77H6ZM42 78V79H43ZM66 78H68L67 76H66ZM101 78V77H100ZM103 78H106V79H103ZM127 78V77H126ZM125 78V79H126ZM137 78V79H138ZM170 78V81H168V79ZM191 78V79H190ZM212 78V77H211ZM236 78V77H235ZM238 78H240L239 76H238ZM251 78H252V76H251ZM255 78H256V80H257V82H255L254 80V82L251 80V82L252 83H250V81H249V83H246L247 82V78H245L246 79V82L245 81H243V79L242 80H240V79H237L236 80V82H235V88H234V90L236 91H234L235 92V94H234V99H233V101L235 100L236 101V103H235V101L233 102V103H235V109L236 110H234V111H236V112H234L235 113V116H234V119L236 118V120L237 119H239V120H237L238 122L240 121V126H239V124H238V126L239 127H241L242 129H240L239 127V129L240 130H242V131H244V130H246V132L245 133H248L249 135L247 136L246 135V138L247 137H254L255 136V134H256V132H255V128L258 126V125H260L261 123L260 122H262V124L264 123V89H262V87H264V86H261L262 84H263V79L261 78V74L260 75H258V77H256L255 76ZM254 78V79H255ZM260 78V79H259ZM50 79V78H49ZM52 79V78H51ZM64 79H65V77H64ZM70 79H72V77L71 78H69L68 80H70ZM93 79H96V77L94 78L93 77ZM92 79V80H93ZM98 79V78H97ZM108 79V80H107ZM122 79L119 81V82H121V84H122V82L124 81V79H123V81H122ZM130 79H132V78H130ZM136 79V78H135ZM203 78L201 77V80H202ZM214 78H212L211 80H213ZM253 79V78H252ZM262 79V81H260ZM40 80H41V82H40ZM46 80V79H45ZM44 80V81H45ZM85 80V79H84ZM101 80V81H102ZM107 82H106V81ZM117 80H114L115 82H117ZM180 80V81H179ZM191 80H193V81H191ZM217 80V79H216ZM224 80H226V79H224ZM249 80V79H248ZM1 81V80H0ZM65 81H67L66 79H65ZM86 81V80H85ZM95 81V80H94ZM132 81V80H131ZM141 81V82H142ZM171 81H172V83H171ZM191 81V82H190ZM199 81V80H198ZM8 82V81H7ZM12 82V83H13ZM53 82V81H52ZM59 82V81H58ZM70 82V81H69ZM76 82V81H75ZM93 82V81H92ZM99 82V81H98ZM97 82V80H96V82H93L94 84H99ZM147 84H146V83ZM163 82V83H162ZM228 82V81H227ZM262 82V83H261ZM43 83H45V82H43ZM49 83V82H48ZM79 83V82H78ZM83 82H81V84H82ZM89 83H90V81H89ZM89 83H87L88 84V86L90 85ZM109 83V86L111 85ZM124 83V82H123ZM134 83V82H133ZM132 83V84H133ZM158 83H162L161 85H162V90H161V92L160 91H158V92H156V90H158L159 88H160V86H158L157 88H156V85L158 84ZM182 83V84H181ZM224 83V82H223ZM259 83H261V85L259 84ZM38 84V85H39ZM62 84V83H61ZM68 84V83H67ZM85 84V83H84ZM86 84V85H87ZM101 84H103V85H101ZM115 83H113V86H115L114 85ZM116 84H118V82L116 83ZM120 84V83H119ZM130 84V83H129ZM209 84V83H208ZM225 84H227V83H225ZM225 84H223V85H225ZM3 85V84H2ZM46 85V84H45ZM80 84H77L76 86V88L78 89V86H79ZM85 85V86H86ZM92 85V84H91ZM91 85H90V87H91ZM137 85H139V84H137ZM136 85V86H137ZM166 85H165V87H166ZM196 85V84H195ZM221 85H222V82H221ZM0 86H1V84H0ZM14 86V85H13ZM40 86V85H39ZM43 86H44V84H43ZM42 86V87H43ZM47 86V85H46ZM71 86H72V84H71ZM75 86V85H74ZM83 86V85H82ZM95 86V85H94ZM117 86V85H116ZM256 86V87H255ZM96 87H97V85H96ZM104 87V91L106 90L107 91V89ZM134 87V86H133ZM168 87V86H167ZM190 87V88H189ZM205 87V86H204ZM261 87V88H260ZM56 88H57V86H56ZM74 88V87H73ZM75 88V89H76ZM79 88H80V86H79ZM97 88V89H98ZM102 89H103V87H101ZM110 88H112V86H110ZM203 88V87H202ZM32 89V91H30ZM35 89H37L38 90V92H37V90H35ZM41 89H43V88H41ZM61 89H63V88H61ZM70 89H72V88H70ZM69 89V90H70ZM85 89V88H84ZM83 89V90H84ZM88 89V88H87ZM94 89V91H93V95H95L96 94V92L97 91H99V90H101V89ZM118 89V88H117ZM121 89V88H120ZM138 88H136V90H137ZM164 89V90H163ZM201 89V88H200ZM204 89V88H203ZM2 90V89H1ZM0 90V91H1ZM44 90V89H43ZM50 90V89H49ZM54 90V89H53ZM73 90L74 89H72V92H73ZM81 90V89H80ZM97 90V91H96ZM123 89H121V91H122ZM186 90V91H187ZM208 90V89H207ZM206 90V91H207ZM4 91V90H3ZM42 91V90H41ZM45 91V90H44ZM44 91H42V92H40V95L41 94H43L44 95ZM56 91V90H55ZM61 91V90H60ZM75 91V90H74ZM85 91V90H84ZM88 91V90H87ZM89 91H90V89H89ZM88 91V93H90ZM104 91H102L101 90V92L102 93H104ZM105 91V92H106ZM123 91H125V90H123ZM122 91V92H123ZM129 91V90H128ZM138 91V90H137ZM163 91H165V92H163ZM170 92H173V89H172V91H171V89L169 90ZM168 91V92H169ZM177 91H176V93H177ZM185 91V92H186ZM194 91V90H193ZM223 91V90H222ZM231 91V90H230ZM63 92V91H62ZM62 92H61V95H62ZM66 92V91H65ZM71 92V93H72ZM78 92H79V89H78ZM81 92H83V91H81ZM81 92H79L80 94H81ZM107 92H109V90L107 91ZM116 92V91H115ZM133 92V91H132ZM158 93V94H156V93ZM168 92H167V94H168ZM169 92V93H170ZM195 92V91H194ZM1 93V92H0ZM17 93V92H16ZM17 93V94H18ZM46 93H47V90H46ZM49 93V92H48ZM47 93V94H48ZM66 93H68L69 94V92L67 91ZM74 94L73 95H75V92H73ZM77 93V92H76ZM86 93V92H85ZM84 93V94H85ZM87 93V94H88ZM101 93V94H102ZM187 93V92H186ZM196 93H198V92H196ZM16 94V95H17ZM47 94H45V95H47ZM51 94V93H50ZM50 94H48L47 96H49ZM64 94V93H63ZM78 94V93H77ZM76 94V95H77ZM83 94V95H84ZM87 94H86V96H87ZM90 94H92V92L90 93ZM98 94H100V91L96 94V95H98ZM115 94H117V93H115ZM126 94V93H125ZM124 94V95H125ZM145 94V95H144ZM172 94V93H171ZM182 94H185V93H182ZM181 94V95H182ZM195 94V93H194ZM231 94V93H230ZM39 94H37V95H35V96H38ZM39 95V96H40ZM82 95V96H83ZM118 95V94H117ZM123 95V94H122ZM121 95V96H122ZM147 95V96H146ZM196 95V94H195ZM198 95V94H197ZM12 96V95H11ZM42 96V95H41ZM63 96H65V94L63 95ZM68 96H70V95H68ZM80 96V95H79ZM85 96V95H84ZM107 96V95H106ZM111 96V95H110ZM119 96H120V94H119ZM179 96V95H178ZM206 96V95H205ZM9 97V96H8ZM31 97V96H30ZM31 97V100L33 99ZM71 97H72V95H71ZM89 97V96H88ZM108 97V96H107ZM118 97V96H117ZM137 97V96H136ZM160 97V96H159ZM202 97V96H201ZM16 99L15 100H18L17 99V97H15ZM48 98V97H47ZM121 98V97H120ZM132 98V97H131ZM146 98H144V99H146ZM149 98V97H148ZM167 98V97H166ZM233 98V97H232ZM28 99H26V100H28ZM39 99V98H38ZM42 99V98H41ZM57 99V98H56ZM83 99V98H82ZM129 99H130V97H129ZM155 99V98H154ZM160 99V98H159ZM30 100V99H29ZM111 100H114V99H112V97H111ZM123 100H125V99H123ZM140 100H142V99H140ZM147 100V99H146ZM157 100V99H156ZM19 101V100H18ZM35 101H37V100H35ZM50 101V100H49ZM129 101V100H128ZM138 101V100H137ZM143 101V100H142ZM15 102V101H14ZM30 103V101H27V103ZM147 102H148V100H147ZM150 102V101H149ZM185 102V101H184ZM230 102V101H229ZM231 102H232V100H231ZM10 103V102H9ZM153 104H154V102H152ZM162 103V102H161ZM18 104V103H17ZM22 104V103H21ZM47 104V103H46ZM129 104V103H128ZM137 104V103H136ZM160 104V103H159ZM232 104V103H231ZM11 105V104H10ZM19 105V104H18ZM31 105V104H30ZM82 105V104H81ZM102 105V104H101ZM100 105V106H101ZM25 106V105H24ZM28 106H29V104H28ZM124 106V105H123ZM136 106V105H135ZM137 106H138V104H137ZM151 106V105H150ZM12 107V106H11ZM141 107V106H140ZM152 107H154V105L152 106ZM221 107V106H220ZM15 108V107H14ZM17 108V107H16ZM118 108V107H117ZM103 109V108H102ZM116 109V108H115ZM120 109V108H119ZM136 109V108H135ZM138 110H140V108H139V106H138V108H137ZM146 109V108H145ZM173 109V108H172ZM226 109V108H225ZM1 110H2V108H1ZM22 111L23 110H25V109H21ZM34 110V109H33ZM36 110V109H35ZM111 110V109H110ZM116 110H118V109H116ZM138 110H135V111H138ZM167 110V109H166ZM165 110V111H166ZM15 111H16V109H15ZM112 111V110H111ZM129 111V110H128ZM154 111V110H153ZM170 112H171V110H169ZM231 111V110H230ZM28 112V111H27ZM34 112V111H33ZM38 112V111H37ZM127 112V111H126ZM131 112V111H130ZM139 112H141V111H139ZM160 112V111H159ZM162 112V111H161ZM175 112V111H174ZM233 112V111H232ZM22 113V112H21ZM24 113V115L26 116L27 115V113L25 114V112H23ZM135 113V112H134ZM167 113V112H166ZM165 113V114H166ZM1 114V113H0ZM38 114V113H37ZM132 114V113H131ZM171 114V113H170ZM228 114V113H227ZM23 115V114H22ZM124 115H125V113H124ZM162 115V114H161ZM236 115H237V117H236ZM21 116V115H20ZM24 116V117H25ZM78 116V115H77ZM128 116V115H127ZM126 116V117H127ZM133 116V115H132ZM138 116V115H137ZM228 116V115H227ZM19 117V116H18ZM23 117V116H22ZM28 117V116H27ZM125 117V118H126ZM152 117V116H151ZM10 118V117H9ZM29 118V117H28ZM36 118V117H35ZM39 118V117H38ZM135 118V117H134ZM19 119V118H18ZM24 119V118H23ZM27 119V118H26ZM40 119V118H39ZM132 119V118H131ZM25 120V119H24ZM224 120V119H223ZM23 121V120H22ZM26 121V120H25ZM207 121V120H206ZM234 121V120H233ZM236 121V122H237ZM24 122V121H23ZM32 122V121H31ZM43 122V121H42ZM125 123H126V121H124ZM13 123V122H12ZM18 122H16L15 123V125L17 124ZM22 123V122H21ZM24 123H26V122H24ZM129 123H130V121H129ZM211 123V122H210ZM221 123H222V121H221ZM220 123V124H221ZM23 124V123H22ZM44 124V123H43ZM21 125V124H20ZM229 125V124H228ZM230 125L232 126V123H230ZM28 126V125H27ZM34 126V125H33ZM231 126L229 127V126H225L224 127V129L226 128V133H225V143L227 142V141H232L231 142V145H230V143L229 142H227V144H228V146L230 145V147L232 148V150L233 151H229V150H231V149H229V147L227 146V148H226V151L228 152V153H226V154H229V155H227L228 157H233V158H231V160L232 159H234V160H248V158H249V154H247L248 153V148L246 147V148H244L246 151H247V153H246V151L244 150V149H242L243 147H245L246 146V144L243 146L242 144L243 143H241L242 141H244V139L246 140V138H245V134H244V136H243V140L241 139V138H239V139H241L242 141L240 142V140L238 139V136H237V139L239 140L238 142V144L239 145H237L236 146V148H234V145H236L237 143H235V140H237V139H235V137H234V135H233V131L232 130H235V129H238L237 128V126H236V128L235 127H232V128H235V129H232L231 128ZM256 126V127H255ZM10 127V126H9ZM19 127V126H18ZM36 127V126H35ZM262 127V126H261ZM23 128V127H22ZM25 128V127H24ZM37 128V127H36ZM209 128V127H208ZM221 128V127H220ZM230 128H231V130H230ZM10 129V128H9ZM11 129H14L13 127H12V124H11ZM15 129H17V127L15 126ZM30 129V128H29ZM38 129V128H37ZM244 129V130H243ZM263 129H264V127H263ZM1 130H2V128H1ZM21 130V129H20ZM26 130V129H25ZM9 131V130H8ZM220 131V130H219ZM230 131H231V134L233 135V138L235 139H232V135H230ZM22 132V131H21ZM222 132V131H221ZM13 133H14V131H13ZM12 133V134H13ZM27 134H28V132H26ZM31 133V132H30ZM239 133V132H238ZM261 133H262V131H261ZM6 134V133H5ZM42 134V133H41ZM22 135V134H21ZM218 135V134H217ZM238 135V134H237ZM240 135H241V132H240ZM257 135V134H256ZM260 135V134H259ZM258 135V136H259ZM18 136V135H17ZM17 136H14V137H17ZM220 136V135H219ZM257 136V137H258ZM24 137V140H25V137L26 136H23ZM256 137V136H255ZM256 137V138H257ZM260 137V136H259ZM264 137V136H263ZM22 138V137H21ZM228 140H227V139ZM231 138V139H230ZM251 138L249 139V138H247V139H249V140H251ZM262 138V137H261ZM12 139V138H11ZM253 139V138H252ZM260 139V138H259ZM263 139V138H262ZM29 140V139H28ZM227 140V141H226ZM255 140V139H254ZM10 141V140H9ZM12 141V140H11ZM22 141V140H21ZM248 141V140H247ZM246 141V142H247ZM220 142V141H219ZM245 142V143H246ZM252 142H255V141H252ZM13 143V142H12ZM240 143H241V146H242V148L240 149L239 147H241L240 146ZM257 143V142H256ZM8 144H10V143H8ZM227 144H225V146L227 145ZM233 144V145H232ZM255 144V143H254ZM259 144H261V143H259ZM21 145V144H20ZM19 146V145H18ZM257 146V145H256ZM4 147V146H3ZM29 147V146H28ZM264 147V146H263ZM8 148V147H7ZM12 148V147H11ZM218 148H220V147H218ZM229 149V150H228ZM23 150V149H22ZM261 151V150H260ZM2 152V151H1ZM8 152V151H7ZM6 152V153H7ZM12 152V151H11ZM10 153V152H9ZM8 153V154H9ZM51 153V152H50ZM250 153V155L252 156V154L253 153H251V152H249ZM258 153V152H257ZM7 154V155H8ZM15 154V153H14ZM259 154V153H258ZM2 155V154H1ZM21 155V154H20ZM264 155V154H263ZM10 156V155H9ZM3 157H4V155H3ZM13 157V156H12ZM12 157H10V158H12ZM20 157V156H19ZM254 156H252V158H253ZM14 158V157H13ZM216 158H217V156H216ZM255 158V157H254ZM258 158V157H257ZM249 159H251V157L249 158ZM9 160V159H8ZM14 160H15V158H14ZM222 160V159H221ZM225 160V159H224ZM223 161V160H222ZM225 161H227V160H225ZM230 161V160H229ZM240 161V162H241ZM10 162H12V160L10 161ZM10 162H8L7 160H4L3 159V162H1L0 161V247L2 246L1 244H9L10 243V241L12 242H14L15 244L14 245H16L18 242H21L22 244L21 245H19L22 249H24V248H30L31 250H32V252L31 253H29V254H31V256H30V258H28V263L27 264H58L59 263V260H61V259H59L58 260V258H61V255L59 256H56L57 254H56V251L57 250H59V248H60V246H62V244L63 243H61L62 241H64V240H62V239H64V237H63V235H65V234H63V232L65 231V223H61L60 222V220L59 221H54L53 219H55V217L56 216H58V217H60L61 215H62V213L61 212H57L58 210H57V207L55 206V205H53V206H55L54 207V209L49 205V204H46V202H44L42 199H45V197L47 196V195H45V193L47 192H45L44 193V196H42L41 194L43 193V190L45 191V190H48V189H45L46 187V185H52V184H54V183H52V178H47V177H44L43 175V177H41L40 179H38L37 181H35V180H32V179H29V178H26V177H24V178H21V179H19L20 181H18L17 182V180H13L14 178H11L13 181H14V183H13V181L11 182L10 180V176L8 177H5V175H9V174H11V172L9 171V168H7V167H9L8 165H11V164H13V163H10ZM234 162H236V161H234ZM245 162V161H244ZM243 162V163H244ZM248 162V161H247ZM227 164V163H226ZM250 164V163H249ZM46 165V164H45ZM54 165H55V163H54ZM238 165V164H237ZM236 165V166H237ZM24 166L25 165H23V168H24ZM12 167H13V165H12ZM231 167V166H230ZM246 167V166H245ZM11 168V167H10ZM17 168V167H16ZM18 168H20V167H18ZM236 168V167H235ZM238 168H240V167H238ZM237 168V169H238ZM9 171V172H7V170ZM197 169H198V167H197ZM242 169V168H241ZM5 172H4V171ZM20 170V169H19ZM25 170V169H24ZM26 170H27V168H26ZM26 170L24 171V172H26ZM204 170V169H203ZM234 170V169H233ZM244 170V169H243ZM253 170H255V169H253ZM245 171V170H244ZM243 171V172H244ZM17 172V171H16ZM240 172H242V171H240ZM239 172V173H240ZM257 172V171H256ZM6 173H8V174H6ZM20 173H21V171H20ZM212 173V172H211ZM233 173V172H232ZM246 173V172H245ZM251 174V173H250ZM211 175V174H210ZM247 175V174H246ZM249 175V174H248ZM46 176V175H45ZM215 176H216V174H215ZM214 176V177H215ZM195 177H196V175H195ZM54 178V177H53ZM209 178V177H208ZM253 178V177H252ZM9 179V180H8ZM18 179V178H17ZM70 179L72 180V181H70ZM70 179H68L69 180V182L71 183H73V182H75V181H77V180H73L72 178H70ZM87 179V178H86ZM85 179V177H84V180L83 181H81V184L79 183V185H81V186H83V187H80L79 186V188H75L76 190H74L73 191V193H72V196H73V198H71L70 199V204H68L67 202H66V204H68L69 205V207L68 208H70L69 210L72 212V215H74V217H75V219H77L78 217H79V211H80V206H79V202H80V198L82 197V195H87V196H93V195H95V193H98L97 192V190H98V188H97V186H92V179L91 178H88L87 180ZM91 179V180H90ZM254 179H256L255 177H254ZM7 180V181H6ZM238 180V179H237ZM56 181V180H55ZM79 181H80V179H79ZM79 181H77V182H79ZM97 181V180H96ZM250 181H252L251 179H250ZM9 182V183H8ZM19 182L20 183H22L23 185H34V186H36V187H38L39 188V190H37L39 193H40V191H41V194L39 195V196H37V199L35 198V200L33 201V203H31L30 205H26V203L25 204H22L21 202H20V200L25 196V195H27L28 193H26L27 191H25V188L23 187L22 189H21V191H16L15 190V187L17 186V185H15L14 186V184H19ZM53 182H54V180H53ZM83 182V183H82ZM211 182V181H210ZM239 182V181H238ZM256 182V181H255ZM194 183V182H193ZM241 183V182H240ZM247 183V182H246ZM57 184V183H56ZM83 184V185H82ZM212 184V183H211ZM250 184V183H249ZM260 184V183H259ZM4 185V186H3ZM10 185H13L14 186V191H13V189H10L9 190V188L11 187ZM19 185H21V184H19ZM97 185H102V182L100 181V182H98L97 183ZM192 185V184H191ZM6 186H10L9 188H7L8 190H6V189H3V187H6ZM12 186V187H13ZM193 186V185H192ZM195 186V185H194ZM262 186V185H261ZM27 187V186H26ZM29 187V186H28ZM45 187V188H44ZM99 187V186H98ZM205 187V186H204ZM210 187H211V185H210ZM44 188V189H43ZM203 188V187H202ZM212 188V187H211ZM32 189V188H31ZM43 189V190H42ZM204 189V188H203ZM202 189V190H203ZM208 189V188H207ZM264 189V188H263ZM8 191V193L6 192V194H5V192H3V191ZM104 190V189H103ZM106 190V189H105ZM112 190V189H111ZM210 190V189H209ZM55 191V190H54ZM194 191V190H193ZM213 191V190H212ZM48 192H49V190H48ZM107 192V191H106ZM232 192V191H231ZM38 193V194H39ZM104 193V192H103ZM35 194V193H34ZM215 194V193H214ZM221 194V193H220ZM229 194V193H228ZM249 194V193H248ZM105 195H107V194H105ZM201 195V194H200ZM211 195V194H210ZM219 195V194H218ZM217 195V196H218ZM231 195V194H230ZM238 195V194H237ZM29 197V196H28ZM33 197V196H32ZM42 197H44V198H42ZM26 199V198H25ZM62 199H64V198H62ZM240 199V198H239ZM237 200V199H236ZM23 201V200H22ZM46 201V200H45ZM52 201V200H51ZM221 201V200H220ZM47 203H48V201H47ZM227 203V202H226ZM256 203V202H255ZM57 204V203H56ZM59 204V203H58ZM57 204V205H58ZM87 205V204H86ZM226 207V206H225ZM64 208H66V206L64 207ZM89 208V207H88ZM58 209H60V207L58 208ZM246 209V208H245ZM64 210H66V209H64ZM238 210V209H237ZM60 211V210H59ZM231 211V210H230ZM261 211V210H260ZM262 212V211H261ZM59 213H61V215L59 214ZM64 213V212H63ZM66 213V212H65ZM252 213V212H251ZM34 214H35V216L36 217H38L37 219H33V217L32 216H34ZM226 214V213H225ZM263 214V213H262ZM47 215H49V219H51L53 216H55V217H53V219H51V221L50 220H48V221H46V216ZM60 215V216H59ZM71 215V214H70ZM69 215V216H70ZM35 216H34V218H35ZM52 216V217H51ZM228 216V215H227ZM243 217V216H242ZM57 218V217H56ZM61 218H62V216H61ZM69 219V218H68ZM247 219V218H246ZM23 220H25L26 221V223H24L23 222ZM53 220V221H52ZM58 220V219H57ZM23 222V223H22ZM237 222H239V221H237ZM260 222V221H259ZM77 223L78 222H74V229L76 230L77 229ZM246 224V223H245ZM259 224V223H258ZM14 225H16V227L17 228H14ZM230 225V224H229ZM255 225V224H254ZM261 225V224H260ZM259 225V226H260ZM255 227V226H254ZM253 228V227H252ZM251 228V229H252ZM261 230V229H260ZM250 232V231H249ZM235 234V233H234ZM252 235V234H251ZM63 238H62V237ZM222 236V235H221ZM228 237V236H227ZM66 238V237H65ZM71 238V237H70ZM39 241V242H38ZM9 242V243H8ZM12 242V243H13ZM38 242V243H37ZM66 242V241H65ZM19 244V243H18ZM61 244V245H60ZM66 244V243H65ZM13 245V244H12ZM69 245V244H68ZM18 246V247H19ZM4 247V246H3ZM59 247V248H58ZM2 248V247H1ZM3 249V248H2ZM11 249V248H10ZM65 249V248H64ZM67 249V248H66ZM76 249V248H75ZM17 250V249H16ZM19 250V249H18ZM61 250V249H60ZM59 250V251H60ZM77 250V249H76ZM14 250L13 249H11L10 250V252L12 253ZM18 252V251H17ZM1 253V252H0ZM55 253V254H54ZM29 256V255H28ZM71 256V255H70ZM65 257V256H64ZM26 258H27V256H26ZM63 258V257H62ZM64 259V258H63ZM27 260V259H26ZM25 260V261H26ZM62 261V260H61Z\"/></svg>",
	"mask_w": 264,
	"mask_h": 264
}]
</instances>
